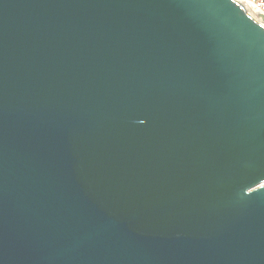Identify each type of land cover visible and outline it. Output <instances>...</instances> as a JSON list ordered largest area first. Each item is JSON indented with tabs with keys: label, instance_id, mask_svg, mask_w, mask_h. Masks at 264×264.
Instances as JSON below:
<instances>
[{
	"label": "water",
	"instance_id": "95a60500",
	"mask_svg": "<svg viewBox=\"0 0 264 264\" xmlns=\"http://www.w3.org/2000/svg\"><path fill=\"white\" fill-rule=\"evenodd\" d=\"M0 264H264V16L0 0Z\"/></svg>",
	"mask_w": 264,
	"mask_h": 264
},
{
	"label": "built area",
	"instance_id": "2783aa9c",
	"mask_svg": "<svg viewBox=\"0 0 264 264\" xmlns=\"http://www.w3.org/2000/svg\"><path fill=\"white\" fill-rule=\"evenodd\" d=\"M245 3L252 11H255L262 18L264 16V0H241Z\"/></svg>",
	"mask_w": 264,
	"mask_h": 264
},
{
	"label": "bare ground",
	"instance_id": "6f19581e",
	"mask_svg": "<svg viewBox=\"0 0 264 264\" xmlns=\"http://www.w3.org/2000/svg\"><path fill=\"white\" fill-rule=\"evenodd\" d=\"M239 1L240 3H242L243 5H245V7L247 8V10L252 13L253 11L251 10V8H249V6H247L245 3L241 2V0H237Z\"/></svg>",
	"mask_w": 264,
	"mask_h": 264
}]
</instances>
